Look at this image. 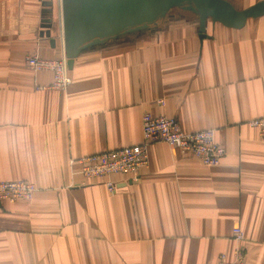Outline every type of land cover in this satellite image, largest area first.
<instances>
[{"label":"crops","instance_id":"crops-1","mask_svg":"<svg viewBox=\"0 0 264 264\" xmlns=\"http://www.w3.org/2000/svg\"><path fill=\"white\" fill-rule=\"evenodd\" d=\"M43 1L0 0V182L38 189L0 203V264H214L238 249L264 264V143L249 125L264 117V17L239 30L209 20L201 42L198 19L174 10L82 52L66 91H38L53 75L26 59L64 55L56 15L55 47L40 35ZM146 113L214 130L221 165L156 143L137 179H108L114 193L72 174V158L140 144Z\"/></svg>","mask_w":264,"mask_h":264},{"label":"water","instance_id":"water-1","mask_svg":"<svg viewBox=\"0 0 264 264\" xmlns=\"http://www.w3.org/2000/svg\"><path fill=\"white\" fill-rule=\"evenodd\" d=\"M54 6L53 0L43 1L40 33L50 39L53 48ZM174 10L191 13L198 19L202 42L209 20L242 29L249 20L264 17V0L243 10L228 0H61L58 22L69 70L82 52L127 34L156 28Z\"/></svg>","mask_w":264,"mask_h":264},{"label":"built area","instance_id":"built-area-1","mask_svg":"<svg viewBox=\"0 0 264 264\" xmlns=\"http://www.w3.org/2000/svg\"><path fill=\"white\" fill-rule=\"evenodd\" d=\"M26 64L36 72H50L53 75V83L37 87L38 91H66L72 83L65 53L58 60L28 57ZM249 125L259 131L264 143V117L253 119ZM142 135L141 143L135 146L72 158L69 161L72 174L80 175L85 181L106 180L105 186L108 191L114 193L116 185L108 179L114 175H131L133 179H137L140 172L149 166V150L151 145L156 143H164L184 154H190L207 167L220 166L226 156V150L216 141L214 130L186 133L175 118L164 115L154 116L146 113L142 118ZM76 164L80 165L77 171L74 168ZM37 191L36 185L29 181H2L0 203L29 202ZM233 235L238 243L245 240L241 228H235ZM214 264H246V261L242 250L238 249L233 258L222 254Z\"/></svg>","mask_w":264,"mask_h":264},{"label":"rangeland","instance_id":"rangeland-1","mask_svg":"<svg viewBox=\"0 0 264 264\" xmlns=\"http://www.w3.org/2000/svg\"><path fill=\"white\" fill-rule=\"evenodd\" d=\"M55 3V10H56V20L59 21L58 11L59 9V0H53ZM229 1V0H228ZM234 4L236 5V8H240L241 3L238 0H233ZM58 17V18H57ZM235 239V238H234ZM234 257V256H233ZM232 257V258H233ZM218 261V260H217Z\"/></svg>","mask_w":264,"mask_h":264},{"label":"bare ground","instance_id":"bare-ground-1","mask_svg":"<svg viewBox=\"0 0 264 264\" xmlns=\"http://www.w3.org/2000/svg\"><path fill=\"white\" fill-rule=\"evenodd\" d=\"M59 9L61 10V0H59Z\"/></svg>","mask_w":264,"mask_h":264},{"label":"trees","instance_id":"trees-1","mask_svg":"<svg viewBox=\"0 0 264 264\" xmlns=\"http://www.w3.org/2000/svg\"><path fill=\"white\" fill-rule=\"evenodd\" d=\"M54 5H55V3H54ZM54 11H55V15H56V10H55V6H54Z\"/></svg>","mask_w":264,"mask_h":264},{"label":"flooded vegetation","instance_id":"flooded-vegetation-1","mask_svg":"<svg viewBox=\"0 0 264 264\" xmlns=\"http://www.w3.org/2000/svg\"><path fill=\"white\" fill-rule=\"evenodd\" d=\"M124 37V36H123Z\"/></svg>","mask_w":264,"mask_h":264}]
</instances>
